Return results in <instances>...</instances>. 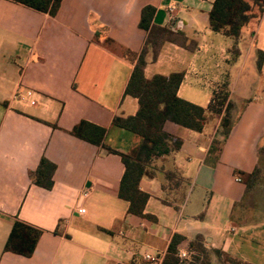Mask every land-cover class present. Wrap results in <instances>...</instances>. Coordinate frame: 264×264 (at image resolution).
I'll return each instance as SVG.
<instances>
[{"label": "crops", "instance_id": "obj_1", "mask_svg": "<svg viewBox=\"0 0 264 264\" xmlns=\"http://www.w3.org/2000/svg\"><path fill=\"white\" fill-rule=\"evenodd\" d=\"M213 2L62 0L52 17L0 0V264H152L147 253L162 264L174 234L185 238L180 250L201 235L209 250L264 264V60L258 68L257 55L264 53V13L243 30L234 60L233 40L210 29ZM146 6L156 10L155 25L188 46L166 42L155 61L149 50L146 77L182 73L178 96L204 108L228 83L234 117L219 152L210 149L224 112L202 132L164 124L182 144L140 181L150 195L144 213L155 220L129 213L119 197L121 157L71 134L87 121L106 129L104 145L117 152L140 141L113 119L138 111L125 91L146 45ZM42 158L55 165L50 189L34 182ZM256 168L258 181L246 192L240 173ZM168 170L188 180L187 188L167 194ZM181 193L184 200L175 201ZM15 220L42 232L31 257L4 251ZM211 263L222 264L214 253Z\"/></svg>", "mask_w": 264, "mask_h": 264}, {"label": "trees", "instance_id": "obj_2", "mask_svg": "<svg viewBox=\"0 0 264 264\" xmlns=\"http://www.w3.org/2000/svg\"><path fill=\"white\" fill-rule=\"evenodd\" d=\"M29 7L35 11L55 16L62 0H10ZM155 8L146 6L142 10L140 28L148 32L146 45L139 55L133 68L126 95L138 100V111L134 116H116L113 124L116 127L128 130L140 138L128 153H120L104 145L106 129L98 127L87 121H81L71 131V134L88 141L96 146H104L109 153L121 157L125 171L121 179L119 197L129 203V213L141 218L155 220L154 217L144 213L150 195L143 192L139 185L144 177H154L153 164L156 160L165 158L178 151L181 140L164 131L167 121L196 132H202L211 116H224L218 136L213 140L211 152H219L231 131L229 119V88L228 83L222 84L220 90L214 95L207 108L184 100L178 96V89L183 80L182 73L169 75L155 74L151 78L145 75L148 51L152 52V61H155L166 42H173L188 47L186 39L178 38L172 31L159 27L153 23ZM264 13V0H214L212 9L208 14L210 29L221 33L233 40L230 52L233 59L239 57V41L244 29L251 22H259ZM258 68L264 60V53L257 52ZM55 126V125H54ZM263 153V151H262ZM55 165L42 158L38 169L34 173V182L50 189ZM246 184V192H250L256 185L260 170L256 168L251 174L240 173ZM166 183L163 190L169 194L178 188L186 189L188 180L173 170L164 172ZM186 193L173 197L175 201L184 200ZM167 204H173L169 199ZM176 208H178L176 206ZM42 232L19 220H15L11 232L4 246L5 252H12L24 257H31L36 249ZM185 238L174 234L167 249L162 264H212L211 255L214 253L222 264H244L220 250H209L204 245V238L197 235L189 243V251L193 253L192 260L187 262L178 257L180 245Z\"/></svg>", "mask_w": 264, "mask_h": 264}, {"label": "built area", "instance_id": "obj_3", "mask_svg": "<svg viewBox=\"0 0 264 264\" xmlns=\"http://www.w3.org/2000/svg\"><path fill=\"white\" fill-rule=\"evenodd\" d=\"M24 96L28 99H32L34 96V92L32 90H27ZM34 103L35 102L31 100V104L33 105ZM238 181H240V179H238ZM79 213H84V210L83 209L79 210ZM192 255L193 253L188 250H180L178 253V257L181 260H186L187 262L192 260ZM144 259L147 262L152 263V264H161L160 258L153 256L151 254H148V253L144 255Z\"/></svg>", "mask_w": 264, "mask_h": 264}, {"label": "rangeland", "instance_id": "obj_4", "mask_svg": "<svg viewBox=\"0 0 264 264\" xmlns=\"http://www.w3.org/2000/svg\"><path fill=\"white\" fill-rule=\"evenodd\" d=\"M229 119L232 121L234 119L233 115H230ZM263 152H264V148H263Z\"/></svg>", "mask_w": 264, "mask_h": 264}]
</instances>
